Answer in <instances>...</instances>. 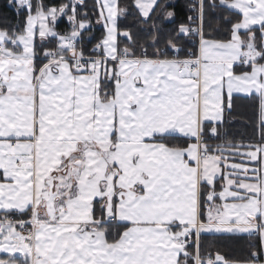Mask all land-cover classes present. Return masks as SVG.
Returning <instances> with one entry per match:
<instances>
[{
	"label": "snow or ice",
	"instance_id": "6c2138e0",
	"mask_svg": "<svg viewBox=\"0 0 264 264\" xmlns=\"http://www.w3.org/2000/svg\"><path fill=\"white\" fill-rule=\"evenodd\" d=\"M7 6L0 264H264V0H192L167 36L174 0ZM240 98L255 141L226 130ZM209 234L259 243L235 261Z\"/></svg>",
	"mask_w": 264,
	"mask_h": 264
},
{
	"label": "trees",
	"instance_id": "16d2710c",
	"mask_svg": "<svg viewBox=\"0 0 264 264\" xmlns=\"http://www.w3.org/2000/svg\"><path fill=\"white\" fill-rule=\"evenodd\" d=\"M51 4L61 3L62 0H48ZM89 6L92 4V0H88ZM174 10L177 12L176 23H168L165 30V36L171 32L177 24L184 22L190 13L189 5L191 0H174ZM219 13H209V19L212 22L213 27L216 26L219 18ZM22 20V18H20ZM20 22L15 13L8 8L7 0H0V27L9 26L13 23ZM122 27L132 28L134 34L141 40L146 36V32L142 31L147 26L138 24L137 18L133 15L123 21ZM68 24L66 21L59 24L61 31L67 29ZM226 27V26H225ZM103 34L102 28L94 29V35L96 38H100ZM223 35V34H222ZM164 37H161L163 42ZM231 137L242 141H255L258 138L257 134V106L256 102L248 98L236 99L234 102V108L228 119V125L226 128ZM205 247H212L218 249L224 253L227 257L235 261H245L252 245H257L259 239L257 237H250L247 234H237L233 236H227L225 238H217L209 234L203 241Z\"/></svg>",
	"mask_w": 264,
	"mask_h": 264
},
{
	"label": "rangeland",
	"instance_id": "374dc122",
	"mask_svg": "<svg viewBox=\"0 0 264 264\" xmlns=\"http://www.w3.org/2000/svg\"><path fill=\"white\" fill-rule=\"evenodd\" d=\"M192 1V0H191ZM192 3V2H191ZM97 28H101V26H97Z\"/></svg>",
	"mask_w": 264,
	"mask_h": 264
},
{
	"label": "bare ground",
	"instance_id": "6f19581e",
	"mask_svg": "<svg viewBox=\"0 0 264 264\" xmlns=\"http://www.w3.org/2000/svg\"><path fill=\"white\" fill-rule=\"evenodd\" d=\"M192 2V1H191ZM191 14V12L189 13V15Z\"/></svg>",
	"mask_w": 264,
	"mask_h": 264
},
{
	"label": "crops",
	"instance_id": "0c3cea01",
	"mask_svg": "<svg viewBox=\"0 0 264 264\" xmlns=\"http://www.w3.org/2000/svg\"><path fill=\"white\" fill-rule=\"evenodd\" d=\"M102 28V27H101ZM248 235V234H247Z\"/></svg>",
	"mask_w": 264,
	"mask_h": 264
}]
</instances>
